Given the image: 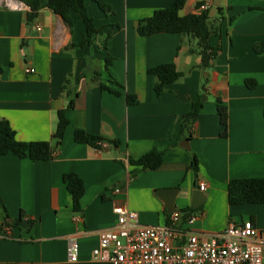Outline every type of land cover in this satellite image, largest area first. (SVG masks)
I'll use <instances>...</instances> for the list:
<instances>
[{
	"label": "crops",
	"instance_id": "0c3cea01",
	"mask_svg": "<svg viewBox=\"0 0 264 264\" xmlns=\"http://www.w3.org/2000/svg\"><path fill=\"white\" fill-rule=\"evenodd\" d=\"M102 1L111 14L105 15L92 2L86 7L95 27L109 32L110 38L105 53L89 57L86 46L64 49L85 35L78 14H71L72 31L47 8L27 24V6L0 0V118L9 123L18 141H50L57 111L74 99L52 159L0 156V197L7 222L24 213L19 225L7 227L0 212V264H109L94 259L92 250L98 246V232L117 222L114 203L135 212L140 225L165 226L175 212V226L192 232L211 234L231 223L251 222L264 234V204L227 201L229 180L264 177V52L253 51L255 44L264 42V0H186L180 14L206 11L209 28L216 31L209 45L221 48L205 72L198 68L196 39L167 33L139 36L135 31L138 20L174 0ZM198 3L202 5L197 9ZM105 55L112 58L107 71L101 59ZM168 63L184 75L156 96L155 78L147 71ZM27 67L34 72L25 73ZM93 70L102 72V81L112 78L119 83L120 95L102 91L91 80ZM65 81L66 89L61 90ZM126 94L135 96L136 103L127 104ZM216 99L227 107L225 136ZM197 100L202 107L183 129L181 118ZM77 129L103 142L98 148L77 143L73 139ZM150 150L161 154L159 167L131 175L135 167L128 160ZM193 156L197 172L190 168ZM69 173L84 186L77 211L62 181ZM199 182L205 185L203 191ZM114 187L117 193L112 192ZM195 190L205 200L194 209ZM190 215L195 220L187 225ZM27 219L34 224L25 230ZM71 235L78 244L74 262L66 255ZM262 257L264 264V247Z\"/></svg>",
	"mask_w": 264,
	"mask_h": 264
},
{
	"label": "trees",
	"instance_id": "16d2710c",
	"mask_svg": "<svg viewBox=\"0 0 264 264\" xmlns=\"http://www.w3.org/2000/svg\"><path fill=\"white\" fill-rule=\"evenodd\" d=\"M28 7L26 16L27 24H31L38 15V12L47 8L53 13L59 15L70 31L74 28V20L71 14L76 13L80 16L85 28V35L77 43H71L64 49L88 48V55L105 53L107 50V40L110 38L109 32H102L100 28H96L93 23V18L89 14L86 2L94 3L100 11L105 15L111 14V8L103 3L102 0H15ZM186 0H174L171 5L164 9L156 10L149 17L142 18L137 21L135 31L139 36H150L159 33L167 34H183L188 35L197 41L198 54L200 55V68L203 72L208 70L215 60L216 55L220 51V45H209V38L216 34V31L211 30L208 24V15L206 11L187 14H180ZM202 3H198V9ZM255 53L264 52V42L257 43L253 46ZM192 52V51H191ZM104 62V70L107 71L111 64L112 58L105 55L101 58ZM148 74L155 78L154 92L158 96L167 85L172 84L183 77V73L178 71L172 63L160 64L148 69ZM91 80L98 84L102 91H106L114 96H119L120 91L116 88L122 86L114 79L108 78L102 81V72L93 70L91 72ZM66 81L61 90L66 89ZM248 87H252L253 83L246 81ZM127 104H135L136 99L133 95H125ZM74 106V99L71 98L67 105L57 111V123L50 141L38 142H21L15 138V133L9 123L0 118V156L12 154L19 159H29L31 161H45L52 159L55 149L61 144L65 130L69 124L67 112ZM216 114L219 123L222 127L221 135H226L227 126V107L216 99ZM202 107V102L197 100L191 104V110L182 116L180 125L183 129L189 127L197 116L199 109ZM264 115V113H263ZM73 139L77 143H84L89 146L98 148L103 142V139L84 132L83 130H75ZM113 146H117V141H112ZM129 165L134 166L131 175H134L139 170L156 169L161 164V154L155 150H150L138 159H129ZM190 168L197 172V160L193 156L190 163ZM67 192L71 196L73 210H79V200L83 195L84 186L82 180L75 174L69 173L62 177ZM227 201L230 205L240 204H264V177L231 179L227 183ZM187 213H191V209H186ZM0 212L2 214L3 225L17 226L24 218V213L21 211L19 219L12 223H8L9 216L5 210L3 201L0 197ZM34 224L33 221L27 219L25 230H28Z\"/></svg>",
	"mask_w": 264,
	"mask_h": 264
},
{
	"label": "built area",
	"instance_id": "2783aa9c",
	"mask_svg": "<svg viewBox=\"0 0 264 264\" xmlns=\"http://www.w3.org/2000/svg\"><path fill=\"white\" fill-rule=\"evenodd\" d=\"M25 68V73H33ZM204 183H198L199 191ZM113 193L118 189L114 187ZM116 224L98 232V246L92 257L109 264H261L264 234L258 233L251 222L228 224L220 232L204 234L175 226L178 213L169 216L165 226L140 225L137 214L125 204L114 203ZM195 216L186 217V224ZM67 259L77 260L78 244L68 236Z\"/></svg>",
	"mask_w": 264,
	"mask_h": 264
},
{
	"label": "water",
	"instance_id": "95a60500",
	"mask_svg": "<svg viewBox=\"0 0 264 264\" xmlns=\"http://www.w3.org/2000/svg\"><path fill=\"white\" fill-rule=\"evenodd\" d=\"M12 3H16L15 0H8ZM202 100H205V97L202 96ZM205 200V196L199 192L198 190H195L193 193H192V202H191V206L192 208H197L199 207ZM173 206V196L171 197L170 201L168 202L167 204V208L169 210V208H172ZM170 210H173V209H170Z\"/></svg>",
	"mask_w": 264,
	"mask_h": 264
},
{
	"label": "rangeland",
	"instance_id": "374dc122",
	"mask_svg": "<svg viewBox=\"0 0 264 264\" xmlns=\"http://www.w3.org/2000/svg\"><path fill=\"white\" fill-rule=\"evenodd\" d=\"M200 100H202V95L200 96Z\"/></svg>",
	"mask_w": 264,
	"mask_h": 264
}]
</instances>
